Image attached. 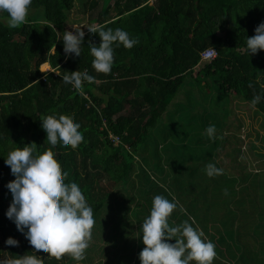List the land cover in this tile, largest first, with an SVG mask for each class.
Wrapping results in <instances>:
<instances>
[{
    "label": "trees",
    "instance_id": "obj_1",
    "mask_svg": "<svg viewBox=\"0 0 264 264\" xmlns=\"http://www.w3.org/2000/svg\"><path fill=\"white\" fill-rule=\"evenodd\" d=\"M76 2L32 0L27 22L18 28H9L8 14L0 12V260L34 251L6 216L12 202L6 185L15 177L5 159L32 142L40 153L51 147L40 119L64 114L81 125L84 141L76 149L58 143L53 151L68 173L65 182H76L93 208L95 240L80 261L37 252L44 264H87L103 253L102 264H122L125 257L132 258L128 264H139L135 259L145 246L139 234L156 195L179 201L172 226L185 218L210 236L217 253L213 264H264V164L258 163L257 172L230 175L223 170L222 175L209 177L206 165L214 163L224 141L239 143V135L233 140L224 135L208 144L203 154L190 156H195L192 162L176 153L187 147L186 128L196 121L181 123L175 116L169 123L164 116L188 77L202 89L203 78L213 81H206L205 89L214 86L217 93L205 103L206 116L217 100L230 95L247 104L261 95L260 103L251 105L264 115V50L249 55L246 48L247 37L264 22V0H102L88 26L120 28L139 40L131 49L113 45L114 63L108 74L93 68L89 43L99 46L101 38L88 26L81 28L85 38L80 56L64 52L63 35L72 29L69 15ZM96 6L98 0H91L88 9ZM212 47L216 58L203 63L194 76L201 53ZM47 64L51 69L42 71ZM77 70L95 77L93 83L84 82L83 96L62 79ZM231 128L225 125L226 130ZM109 131L119 137L118 144L110 140ZM236 149L240 155L241 147ZM257 155L264 162V148ZM216 225L224 231L220 240L209 230L215 231ZM256 235L261 238L252 247ZM9 237L19 246L6 245Z\"/></svg>",
    "mask_w": 264,
    "mask_h": 264
},
{
    "label": "clouds",
    "instance_id": "obj_2",
    "mask_svg": "<svg viewBox=\"0 0 264 264\" xmlns=\"http://www.w3.org/2000/svg\"><path fill=\"white\" fill-rule=\"evenodd\" d=\"M31 4L32 0H0V12L8 14L9 28H18L27 22ZM87 28L90 33H98L101 38L99 46L89 43L94 57L93 68L99 73L111 72L114 63L113 45L119 47L122 44L131 49L139 43L138 38H131L120 28L113 30L103 25ZM74 29L75 32L64 31V52L80 56L85 32L81 27ZM246 48L249 55L264 50V22L256 27L255 35L247 37ZM215 51L212 47L209 54ZM206 62L210 61H203L200 57V64ZM62 79L72 84L82 96L85 94L84 82L95 81V77L86 70L66 72ZM248 86L253 87L251 83ZM261 99V95H254L251 104L255 106ZM40 120L51 147L40 153L37 144L32 142L15 148L5 159V164L15 177L6 185L12 194L6 216L14 221L17 230L24 234L34 251L4 258L0 264H44L37 252L47 253L56 260L69 255L80 261L85 258V251L92 239L95 225L93 208L76 182H65L68 173L62 170L53 151L58 143L76 149L84 141L79 131L81 125L72 116L64 114L47 115ZM206 133L210 139L217 138L214 125L208 126ZM110 134L113 133L109 131ZM206 174L209 177L222 175L223 169L209 163L206 165ZM178 205L179 201L175 197L171 201L161 195L153 198L150 215L142 224V242L145 247L139 253L141 264H191L193 261L196 264H213L217 256L216 246L204 239L202 230L194 228L188 221L176 226L169 225V217ZM180 211L184 212L185 209L181 206ZM172 240L175 243L169 242ZM5 244L18 247L19 241L9 237Z\"/></svg>",
    "mask_w": 264,
    "mask_h": 264
},
{
    "label": "rangeland",
    "instance_id": "obj_3",
    "mask_svg": "<svg viewBox=\"0 0 264 264\" xmlns=\"http://www.w3.org/2000/svg\"><path fill=\"white\" fill-rule=\"evenodd\" d=\"M90 2H91V0H88V1L87 0H77V2L75 4V8L70 12V15H69L71 18L70 22H71V27H72V29L70 31L74 32L75 31L74 28H76V27L86 28L89 24L90 17L97 15V12L100 8L102 0H98L99 7L96 6L93 10L88 9V6H90ZM202 66L203 65L196 67V69H194V71L196 72V70H199L200 68H202ZM50 69L51 68H50L49 64H47L45 66H41L42 71H47ZM189 80H190V77H188V79L186 80V82H187L186 86H184L181 89L180 94H178L176 96L178 104L181 106L179 107V112H177V114L174 115V117L176 116L181 123H187L191 120H194L196 122L193 125H191L190 127L186 128V131L189 132V134L186 136L187 147L181 148L180 150H177L176 154H178L180 156L189 157V159H191V161L194 162L192 158H195V156H192V158L190 156L203 154L202 149L205 146H207L208 144L209 145L213 144V142L215 140L220 139L224 135L227 137H229L228 135H230L231 138H229V139L236 138L237 135H239L238 137L241 140V141H238L239 143H235L233 139H232L233 141H231V142L224 141L222 143V146H220V148L217 151V155L214 158L213 164H215V166H217L219 164L223 168V170H225L230 175H233V174L238 173V172L241 173V170H242V172H244V171L257 172V170L259 169L257 167L258 163L261 162V165L264 164V162H262L263 159L261 160L260 158H258V155H257L258 153H261V150L264 148V146H262V145H264V115H262V113L260 114L259 112H257V110L251 104H247L246 102H244L240 96H239V98L238 97L232 98V96L230 95L229 97H224L223 100H217L213 104L212 109H210L207 117H205V112H206L205 108L203 106H199V104H196V106H198L199 112L197 110H195V118L193 116H188L185 113L186 111L183 110L184 105L182 103H186V104L190 103L188 101V99L190 101H193L194 97H196L197 101H198L197 98H200V93H199L198 88L196 87V85L191 84L189 82ZM212 82L213 81H209L210 84H212ZM203 83H204L203 80L200 81V84L202 87L204 86ZM210 98L211 97H209L208 102L210 101ZM192 103L195 104V102H192ZM202 103H205V101H203ZM170 106L172 107V105H170ZM181 113H183V114H181ZM212 113L216 114V119H214V120L211 118ZM171 117L172 116H170V118ZM191 117H193V118H191ZM166 121H169V120L166 119ZM174 121H176V120H174ZM171 122H173L172 119H170L169 123H171ZM212 124L216 125L215 135L217 138H215L214 140L210 139L208 137V135L206 134L207 127L212 125ZM225 125L230 126L232 128L230 130H226ZM237 125H239V126L237 127ZM225 130L228 131L227 133H230V134H227L225 132ZM220 134H223V135H220ZM169 140L175 141L173 138H170ZM235 141H237V140L235 139ZM175 143L177 144V142H175ZM249 143H251L250 150L251 151L255 150L256 152L254 155H257V157L249 152V148H248ZM237 147H241V149H239L241 156L238 155L236 152V150L238 151V149H236ZM257 151H259V152H257ZM171 154L174 156L175 152L172 150ZM245 181H246V175H244V177H242V183L243 184H245ZM105 184L107 186V183H105ZM252 196H254V195L252 194ZM145 197L146 196L144 195L142 198H145ZM168 199L170 201L172 200L171 198H168ZM152 202H153V199H151L149 203H152ZM250 210H251V212L255 211L254 208L253 209L250 208ZM183 214H185V213H183ZM149 215L150 214H148L146 216L148 217ZM174 216H175V214L172 213L171 216L169 217V225L170 226H172L171 221H172V218ZM191 220H192V218H191ZM183 221H186V219L183 218ZM194 222H195V225L197 226L198 223L196 221H194ZM219 228H220L219 225L218 226L216 225L215 231H214V228H211V229L209 228L210 231L213 230V232L217 235L216 240H220L221 232H222V234L224 233V231L219 229ZM199 229L202 230L201 226ZM139 235L140 236L142 235V229H141ZM94 237L95 236H92V238H93L92 241L95 240ZM208 237H210L208 234L204 235V239L210 240V239H208ZM258 238H261V236L260 237L258 235L254 236V240H252V242H251L252 247L255 246L256 239H258ZM139 240L140 239L136 238V244ZM210 241H212V239ZM226 244L227 243H225V245ZM102 245L104 247L106 246L105 243H102ZM141 251H142V249H141ZM138 254H139V252H138ZM105 256H106V254H104V253L101 255H95V256H93L92 261L88 262L87 264H97V263L102 264L101 262H104L106 260ZM112 257H113V255L110 254L109 258H112ZM1 258H2V260L4 259L3 257H1ZM122 259L125 260L122 262V264H128L132 258L129 260H127L128 257H125ZM122 259H121V261H122ZM135 261H139V264L141 262L139 257H138V260L135 259ZM259 262L260 261H258V263L253 262L252 264H259ZM116 263H119V262L116 261Z\"/></svg>",
    "mask_w": 264,
    "mask_h": 264
},
{
    "label": "crops",
    "instance_id": "obj_4",
    "mask_svg": "<svg viewBox=\"0 0 264 264\" xmlns=\"http://www.w3.org/2000/svg\"><path fill=\"white\" fill-rule=\"evenodd\" d=\"M200 65H203V63L202 64H199L197 67H199ZM203 67V66H202ZM196 69V68H195ZM201 69V68H200ZM199 69V70H200ZM196 72H198V70H196ZM194 76H195V71H194ZM188 79V78H187ZM203 81H204V85L206 86V81H211L210 79H205V78H203ZM189 82L191 83V84H193V85H195L194 84V81H193V78H191L190 77V80H189ZM186 83L187 82H185V84H184V86H186ZM205 86H204V88L202 89V88H198V90H199V93H200V98H197L198 99V101L196 100V97L195 98H193V101H190L189 99H188V101L190 102V103H182L183 105H184V109L183 110H185L186 112V115H188V116H194L195 117V110H197L198 111V106H196V104H199V106H203L204 108H205V117H207L206 115H207V109L208 108H206L205 106L207 105V104H205V103H207L208 102V100H209V97H211L215 92L213 91L214 90V86H212L210 89H205ZM196 87H197V85H196ZM181 92V91H180ZM190 93V92H189ZM178 94H180V93H178ZM203 101H205V103H202ZM192 102H195V104L194 103H192ZM171 105H172V107L171 106H169V111H168V113L165 115V118L166 119H168V118H170V116H172V117H174V115H176L177 114V112H179V107L181 106V105H179L178 104V101H177V99L175 98L173 101H172V103H171ZM209 106H210V104H208ZM172 108V109H171ZM199 112V111H198ZM182 114V113H181ZM171 119V118H170ZM145 247V246H144Z\"/></svg>",
    "mask_w": 264,
    "mask_h": 264
},
{
    "label": "built area",
    "instance_id": "obj_5",
    "mask_svg": "<svg viewBox=\"0 0 264 264\" xmlns=\"http://www.w3.org/2000/svg\"><path fill=\"white\" fill-rule=\"evenodd\" d=\"M211 49L212 48H209V49H207V50H205L204 52L201 53V58H202L203 61H211L217 56V52L216 51L214 53H212V54H209ZM109 137H110L111 141L114 144H118L119 137L114 136L112 134H110Z\"/></svg>",
    "mask_w": 264,
    "mask_h": 264
},
{
    "label": "bare ground",
    "instance_id": "obj_6",
    "mask_svg": "<svg viewBox=\"0 0 264 264\" xmlns=\"http://www.w3.org/2000/svg\"><path fill=\"white\" fill-rule=\"evenodd\" d=\"M50 66V65H49Z\"/></svg>",
    "mask_w": 264,
    "mask_h": 264
}]
</instances>
